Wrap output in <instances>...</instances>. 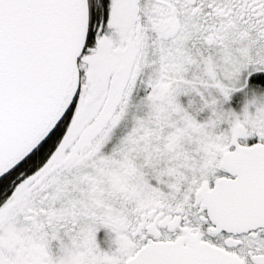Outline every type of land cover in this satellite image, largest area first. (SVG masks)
<instances>
[{
  "label": "snow or ice",
  "instance_id": "obj_1",
  "mask_svg": "<svg viewBox=\"0 0 264 264\" xmlns=\"http://www.w3.org/2000/svg\"><path fill=\"white\" fill-rule=\"evenodd\" d=\"M0 264H264V0H0Z\"/></svg>",
  "mask_w": 264,
  "mask_h": 264
}]
</instances>
